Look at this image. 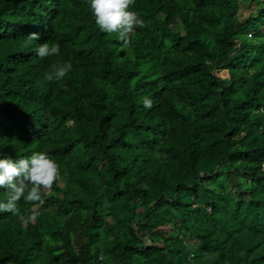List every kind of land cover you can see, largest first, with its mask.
I'll return each instance as SVG.
<instances>
[{
    "label": "trees",
    "instance_id": "1",
    "mask_svg": "<svg viewBox=\"0 0 264 264\" xmlns=\"http://www.w3.org/2000/svg\"><path fill=\"white\" fill-rule=\"evenodd\" d=\"M129 10L125 45L89 0H0V159L60 169L0 212V264H264V0Z\"/></svg>",
    "mask_w": 264,
    "mask_h": 264
},
{
    "label": "clouds",
    "instance_id": "2",
    "mask_svg": "<svg viewBox=\"0 0 264 264\" xmlns=\"http://www.w3.org/2000/svg\"><path fill=\"white\" fill-rule=\"evenodd\" d=\"M134 3L135 0H89L92 15L99 29L108 34H118V38L125 45L129 43V34L135 27H144V21L139 18V14L129 10ZM27 39L38 41L40 34L30 33ZM35 52L43 59L59 55L60 46L57 43L50 45L44 42L37 46ZM71 70V63L54 64L51 70L45 73L44 78L47 81H60ZM227 71L229 75V70ZM144 104L150 108L152 101L145 98ZM59 178V165L44 152H34L30 157L18 161L11 158L0 159V189H7V199L6 202H0V212L15 213L22 198L26 202L43 204L42 190L51 191ZM36 216L37 213H33L28 219L34 221Z\"/></svg>",
    "mask_w": 264,
    "mask_h": 264
},
{
    "label": "built area",
    "instance_id": "3",
    "mask_svg": "<svg viewBox=\"0 0 264 264\" xmlns=\"http://www.w3.org/2000/svg\"><path fill=\"white\" fill-rule=\"evenodd\" d=\"M224 70L227 72V77H228L229 75H228V71H227L226 68H224V69H222V70H219L218 68H215V67H214V69H212V73H213L214 75H217V76L220 77L221 72L224 71ZM222 78H226V77H222Z\"/></svg>",
    "mask_w": 264,
    "mask_h": 264
},
{
    "label": "rangeland",
    "instance_id": "4",
    "mask_svg": "<svg viewBox=\"0 0 264 264\" xmlns=\"http://www.w3.org/2000/svg\"><path fill=\"white\" fill-rule=\"evenodd\" d=\"M246 14V13H245ZM249 15V12L246 14V16ZM211 69H214V67L210 66ZM220 77H227V72L224 70L221 72ZM40 207V206H39ZM38 206H35L32 208V210L36 211L37 209H39Z\"/></svg>",
    "mask_w": 264,
    "mask_h": 264
}]
</instances>
